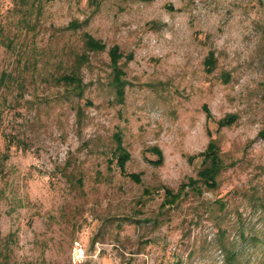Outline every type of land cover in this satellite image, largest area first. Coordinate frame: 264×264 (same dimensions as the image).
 <instances>
[{"label": "rangeland", "instance_id": "obj_1", "mask_svg": "<svg viewBox=\"0 0 264 264\" xmlns=\"http://www.w3.org/2000/svg\"><path fill=\"white\" fill-rule=\"evenodd\" d=\"M212 139L218 188L162 207ZM0 147V264H264V0H0Z\"/></svg>", "mask_w": 264, "mask_h": 264}, {"label": "trees", "instance_id": "obj_2", "mask_svg": "<svg viewBox=\"0 0 264 264\" xmlns=\"http://www.w3.org/2000/svg\"><path fill=\"white\" fill-rule=\"evenodd\" d=\"M72 27H78V24H71ZM84 48L85 53L78 56L77 59V67L80 68L85 62L88 61V53L89 52H101L106 50V45L99 39L95 38L91 34L85 32L84 33ZM118 46H114L109 50L110 56V67L112 68L113 78L111 81L112 86L116 89L119 101L122 102L125 97L124 90V80L123 75L124 71L120 66L121 59L123 58L122 53L119 50ZM206 65L208 66V71L211 72L215 65V57L214 53L211 52L206 59ZM60 83H64L72 87L76 94L80 97L84 95L85 84L79 74L76 72H72L70 74L61 75L58 78ZM209 113V110H206ZM209 115V114H208ZM231 119L225 118L221 122V126L231 124ZM117 148L114 153V159L117 160V164L121 170V173L127 175L138 182H141V178L139 174L136 173H128L126 170V164L130 160V153L123 146V140L121 135L116 136ZM153 150L159 156V159L155 162L156 164H161L163 162V152L155 147ZM8 153L3 152L0 147V164L4 163L8 159ZM197 157L202 158L201 168L198 171V176L194 178H190L188 183L182 184L177 192H174L170 188H165V196L164 200L161 204L162 207H166L167 205L172 206L176 204L181 198H183L187 194V189L192 190L194 193L201 194L203 191V187L207 190H214L218 188V178L221 175V171L226 167L223 158L220 155L219 146L216 144L215 140H210L206 149L195 156H190V160H194ZM113 159H111L112 161Z\"/></svg>", "mask_w": 264, "mask_h": 264}, {"label": "built area", "instance_id": "obj_3", "mask_svg": "<svg viewBox=\"0 0 264 264\" xmlns=\"http://www.w3.org/2000/svg\"><path fill=\"white\" fill-rule=\"evenodd\" d=\"M76 250L78 251V254H79V253H80V254L83 253V249H82L81 244H77V245H76Z\"/></svg>", "mask_w": 264, "mask_h": 264}]
</instances>
